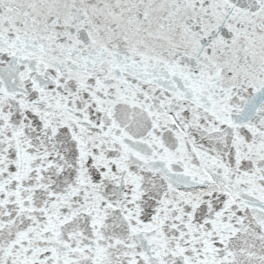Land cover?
Wrapping results in <instances>:
<instances>
[{"label": "snow or ice", "instance_id": "obj_1", "mask_svg": "<svg viewBox=\"0 0 264 264\" xmlns=\"http://www.w3.org/2000/svg\"><path fill=\"white\" fill-rule=\"evenodd\" d=\"M0 264H264V0H0Z\"/></svg>", "mask_w": 264, "mask_h": 264}]
</instances>
